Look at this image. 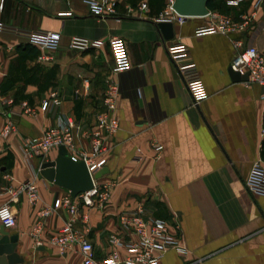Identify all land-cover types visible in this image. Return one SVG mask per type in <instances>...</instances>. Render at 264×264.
Masks as SVG:
<instances>
[{
    "label": "crops",
    "instance_id": "1",
    "mask_svg": "<svg viewBox=\"0 0 264 264\" xmlns=\"http://www.w3.org/2000/svg\"><path fill=\"white\" fill-rule=\"evenodd\" d=\"M141 1L148 6L145 18L123 15L125 4ZM254 1L207 0L211 8H206L241 22ZM165 2L121 0L116 16L97 17L84 0H0V23L59 33L56 47L45 52L50 60L44 62L37 60V49L26 53L17 48L25 42L0 33V97L9 86L3 77L11 76L13 111L21 101L33 109L9 115L14 131L0 137V205L10 202L14 208L16 225L6 230L18 236L17 251L25 264H81L82 254L77 245L60 253L50 242L69 219L65 208L46 218L39 215L55 199L70 195L38 169L57 149L27 158L21 143L54 126L57 116L87 133L111 83L118 128L106 138L107 172L97 179L95 200L104 185H109V197L92 207L79 202L73 225L92 243L95 259L103 264L111 251L109 235L121 233L119 213L144 205L168 224L186 251L183 255L171 248L159 264H264V195L246 186L251 165L264 163V88L231 80L228 71L234 39L255 45L264 57V0L243 31L195 35L203 18L191 17L172 23L170 38H163L152 21ZM113 36L124 42L129 63L117 72L107 45ZM72 37L102 44L73 50L68 46ZM173 41L187 46L188 58L199 70L206 97L196 105L167 56ZM51 93L58 105L40 110ZM4 111L0 102V127ZM82 138L86 146L88 139ZM27 180L37 184L35 204L25 194H13ZM40 220L41 244L36 245L30 231ZM119 251L123 260L126 251Z\"/></svg>",
    "mask_w": 264,
    "mask_h": 264
},
{
    "label": "built area",
    "instance_id": "2",
    "mask_svg": "<svg viewBox=\"0 0 264 264\" xmlns=\"http://www.w3.org/2000/svg\"><path fill=\"white\" fill-rule=\"evenodd\" d=\"M121 0H84L90 12L97 17L116 16L117 4ZM263 0H255L252 4V11L244 16L241 22L234 21L228 15L216 11L207 10L200 16L203 21L195 27L194 34L202 35L218 33L222 35L243 31L248 20L254 17ZM173 0H166L164 8L152 21H168L181 24L186 19L194 17L180 15L172 8ZM148 6L145 1L136 5H124V16H135L145 18ZM0 33L12 35L21 41L31 44L40 52L37 60L40 62L49 61L50 55L46 51L56 47L59 33L40 29H25L9 24L0 23ZM102 44L99 40H89L82 37H72L68 46L73 50H84L88 47H98ZM107 45L113 60V71H122L129 66L124 42L119 37H110ZM235 48L234 55L230 61L229 68L240 74L247 73L248 83H254L264 87V57L259 53L255 45H243L240 39L232 40ZM166 53L189 93L192 103L198 104L205 99L206 93L203 88L201 77L197 66L188 58L187 46L180 41H173L166 47ZM264 96V92H263ZM116 101V88L109 84L103 100V108L95 117L94 126L87 132H81L78 125L69 119L57 116L55 125L43 131L41 135L34 138L24 139L21 143L23 154L27 158L44 156L49 151L63 146L72 161H83L93 180V189L79 193L74 198L65 195L54 200L52 206H47L39 211L42 218L49 217L58 208H65L69 219L51 237V244L60 253H64L74 246H78L82 254L81 264H100L94 257L92 243L83 235L78 234L73 225L78 213V203L83 202L86 206H94L96 203L102 205L109 197V185H104L98 194L99 200H95L98 191L97 179L93 174L104 167L106 163V138L112 135L118 128V120L113 114ZM2 105L6 106L4 115L6 120L0 127V137H6L14 131V126L9 119L13 112L19 114H31L33 109L26 102L16 104L18 109L13 111L15 106L10 99H0ZM58 105V99L54 93L49 98L41 101L39 109L44 111L49 106ZM87 137V145L82 143V137ZM246 180V186L255 194L264 195V163L255 162L250 167ZM14 196L25 194L27 199L35 204L39 200L37 184L34 180H27L20 183L13 192ZM118 223L121 233L109 235L111 251L103 264H159L160 257L169 249L175 248L180 254L185 255L184 248L178 245L177 240L172 236L166 222L156 219L144 206L139 205L130 210H124L118 215ZM16 225V214L10 202L0 205V226L4 229H12ZM43 229V222L40 220L32 227L30 234L36 239V245H40L39 235ZM120 249L126 251L122 260Z\"/></svg>",
    "mask_w": 264,
    "mask_h": 264
},
{
    "label": "water",
    "instance_id": "3",
    "mask_svg": "<svg viewBox=\"0 0 264 264\" xmlns=\"http://www.w3.org/2000/svg\"><path fill=\"white\" fill-rule=\"evenodd\" d=\"M207 0H173L172 8L180 15L200 17L207 12ZM163 38L172 36V23L157 21ZM231 80H247V73L240 74L228 68ZM264 88V87H263ZM40 175L57 186L70 192L72 197L93 189V180L83 161H72L63 146L57 147V154L53 159H47L39 164ZM107 172L105 167L93 174L94 179L100 178ZM18 236L0 226V264H25L26 259L17 251Z\"/></svg>",
    "mask_w": 264,
    "mask_h": 264
},
{
    "label": "rangeland",
    "instance_id": "4",
    "mask_svg": "<svg viewBox=\"0 0 264 264\" xmlns=\"http://www.w3.org/2000/svg\"><path fill=\"white\" fill-rule=\"evenodd\" d=\"M3 80H4V83L9 84V86H8V89H7L8 91L4 90L2 92V96L0 97V99H4V100L5 99H10V100H12V103H15L16 99L14 98V92L10 90L12 88V83H13V80H12L11 76L3 77Z\"/></svg>",
    "mask_w": 264,
    "mask_h": 264
},
{
    "label": "trees",
    "instance_id": "5",
    "mask_svg": "<svg viewBox=\"0 0 264 264\" xmlns=\"http://www.w3.org/2000/svg\"><path fill=\"white\" fill-rule=\"evenodd\" d=\"M206 6L208 8H211V5L209 2L206 3ZM17 48L23 50L26 53H30V54L36 52V47L28 43H22L18 45Z\"/></svg>",
    "mask_w": 264,
    "mask_h": 264
}]
</instances>
